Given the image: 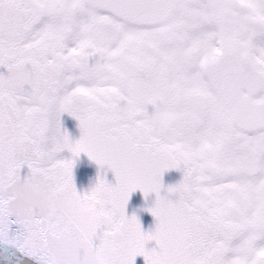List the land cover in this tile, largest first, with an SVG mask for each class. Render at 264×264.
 Instances as JSON below:
<instances>
[{
	"label": "snow or ice",
	"instance_id": "1",
	"mask_svg": "<svg viewBox=\"0 0 264 264\" xmlns=\"http://www.w3.org/2000/svg\"><path fill=\"white\" fill-rule=\"evenodd\" d=\"M233 9L0 0V243L38 264H264V47ZM81 154L115 183L81 193ZM137 190L156 197L147 232L126 210Z\"/></svg>",
	"mask_w": 264,
	"mask_h": 264
},
{
	"label": "water",
	"instance_id": "2",
	"mask_svg": "<svg viewBox=\"0 0 264 264\" xmlns=\"http://www.w3.org/2000/svg\"><path fill=\"white\" fill-rule=\"evenodd\" d=\"M63 126L70 133L73 139H79L81 132L78 121L67 113L64 114ZM70 154V153H69ZM71 155V154H70ZM27 174V169L22 170V175ZM75 183L77 189L83 193L89 190L97 182L99 176H104L109 182L115 183V174L105 166L102 170L94 162L91 161L86 154H81L74 168ZM183 178V172L178 169H171L164 173L163 183L165 188L179 183ZM163 194V193H162ZM155 194H151L145 199L143 193L137 190L132 194L127 205V214L137 215L141 221L144 231H149L155 227V218L147 211L155 202ZM155 242H151L148 247H155ZM0 264H38L35 258L26 256L18 252L15 248L0 243ZM136 264H145L143 256L136 258Z\"/></svg>",
	"mask_w": 264,
	"mask_h": 264
},
{
	"label": "flooded vegetation",
	"instance_id": "3",
	"mask_svg": "<svg viewBox=\"0 0 264 264\" xmlns=\"http://www.w3.org/2000/svg\"><path fill=\"white\" fill-rule=\"evenodd\" d=\"M249 8V0H234L233 19L242 38H250L258 48L264 47V34L260 26L254 25L257 18L250 15Z\"/></svg>",
	"mask_w": 264,
	"mask_h": 264
},
{
	"label": "clouds",
	"instance_id": "4",
	"mask_svg": "<svg viewBox=\"0 0 264 264\" xmlns=\"http://www.w3.org/2000/svg\"><path fill=\"white\" fill-rule=\"evenodd\" d=\"M98 261H99V264H107V260L105 257H99Z\"/></svg>",
	"mask_w": 264,
	"mask_h": 264
},
{
	"label": "bare ground",
	"instance_id": "5",
	"mask_svg": "<svg viewBox=\"0 0 264 264\" xmlns=\"http://www.w3.org/2000/svg\"><path fill=\"white\" fill-rule=\"evenodd\" d=\"M66 157V154H63Z\"/></svg>",
	"mask_w": 264,
	"mask_h": 264
}]
</instances>
